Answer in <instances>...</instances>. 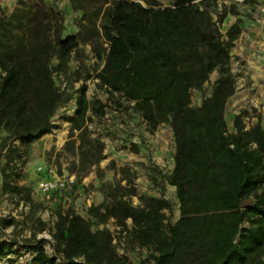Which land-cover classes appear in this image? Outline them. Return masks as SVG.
Wrapping results in <instances>:
<instances>
[{"label":"trees","instance_id":"obj_1","mask_svg":"<svg viewBox=\"0 0 264 264\" xmlns=\"http://www.w3.org/2000/svg\"><path fill=\"white\" fill-rule=\"evenodd\" d=\"M85 1L71 0L90 27L81 20L78 35L64 37V14L45 0H22V8L0 17V135L27 145L48 134L56 112L72 97L59 88L53 60L67 72L82 45L103 38L108 48L96 51L102 64L97 88L118 107L134 103L150 130L169 125L173 131L175 167L166 180L176 188L180 218L166 223L171 203L164 197L145 198L136 207L118 194L92 206L90 217L99 224L113 219L121 233L147 248L142 264H264V129L236 123L230 134L225 118L235 92L232 50L241 22L223 33L215 18L218 0H174L169 7L156 0L147 7L137 0H101L88 18ZM83 32H91V39ZM214 73L219 76L210 95L193 106V92ZM106 107L90 101L83 86L71 121V132H80V156L94 155L96 163L104 159L105 143L89 140L87 123L91 112L103 118ZM4 150L0 143V156ZM247 200L252 203L244 207ZM52 236L61 264L127 262L112 232L94 230L90 219L71 209L58 212ZM38 244V264H59L44 241Z\"/></svg>","mask_w":264,"mask_h":264},{"label":"rangeland","instance_id":"obj_2","mask_svg":"<svg viewBox=\"0 0 264 264\" xmlns=\"http://www.w3.org/2000/svg\"><path fill=\"white\" fill-rule=\"evenodd\" d=\"M20 1L22 0H0V17L10 15L16 11V8H22ZM137 1L146 7L153 2V0ZM156 1L162 7H169L174 0ZM45 4L64 14V37L78 35L81 20L89 27L84 12L73 9L71 0H45ZM84 4L88 18L94 16L102 1L86 0ZM217 4L218 7L214 9L215 18L221 21L220 28L224 33L226 32L225 20L229 16L237 18L235 23L237 21L242 23L245 19L252 20L254 14L257 13L258 5L264 4V0H247L243 4L234 3L232 0H218ZM99 24L98 19L97 25ZM83 34L87 38L91 37V32H83ZM94 42L93 45H82L79 51L73 54L67 72L57 70L58 61L56 58L53 60L54 75L59 88L67 96L72 97L56 112L53 118L54 127L48 134L27 145H23L20 139L7 138L5 133L0 135V143L5 149L3 155L0 156V264H38L35 261L38 242L45 240L46 236L52 235L58 212L69 209L83 218L90 219L94 230L105 228L112 232L119 256L127 260L124 264L147 262L150 251L135 244L126 234L121 233L113 219H110L106 224H99L89 215L91 207L96 205L88 206V203L85 202V205L79 206V203H76L81 194H91L96 190L93 178L102 181L99 190L105 197L104 202L108 196L118 194L137 207L142 205L145 198L164 197L171 203V210L166 211L168 218L166 223L174 224L180 218L176 191L168 190L167 185L160 180V177L155 179L154 172L146 171L148 180L144 183L133 182L129 185L123 182L122 179L128 177L125 172H121L117 178L107 180L104 169L100 167L104 159L96 163L97 158L94 155L89 154L82 157L79 154L82 142L79 136L80 132H71V121L76 116L78 92L83 86L86 87L90 101L99 100L107 106L103 118L93 115L92 112L89 113L92 118L87 123L89 140L100 139L106 144L107 132L114 125H125L124 121L131 120L138 126L142 125V117L132 109L134 103L123 102L122 106L118 107L114 101L108 99V94L105 91L98 89L97 85L95 86L96 75L102 67V64L96 59V51L105 54L108 44L103 38ZM218 76V73H214L202 90L193 92V106L201 105L203 99L210 95L212 85ZM234 76L236 79L235 74ZM236 123L240 124L235 120V126ZM169 128H171L169 125H162L159 129L168 130ZM172 142L173 148H175V140L173 139ZM10 150L15 151L10 152ZM8 152L10 157L6 159ZM103 156L105 158V154ZM40 166L52 167L60 176L74 175L77 185L73 191L63 192L58 196L44 195L38 187L41 175L37 170ZM251 203V200H247L243 204L244 207H248ZM247 226L246 222L244 227ZM44 246L47 255L53 257L55 254L53 244L47 241Z\"/></svg>","mask_w":264,"mask_h":264},{"label":"crops","instance_id":"obj_3","mask_svg":"<svg viewBox=\"0 0 264 264\" xmlns=\"http://www.w3.org/2000/svg\"><path fill=\"white\" fill-rule=\"evenodd\" d=\"M236 20L237 18L231 16L225 20L226 32ZM241 29V36L232 50V72L236 75L235 92L228 101L225 112L230 134L237 132L235 120L246 130L257 124H261L264 129V4L258 5L257 13L252 20L245 19L241 23ZM141 121L140 126L131 120L124 121L125 125H114L107 132L105 158L100 167L104 169L107 180L117 178L121 172H125L128 177L122 181L129 185L133 182L144 183L148 180L146 171H152L156 175L155 179L160 177L168 190L176 191V188L170 186L166 180L175 167L176 145L173 148V131L171 128L159 129L161 126L152 131L143 118ZM101 182L93 178L96 190L91 193L92 195L81 194L76 203H79V206L85 205V202L88 206L103 204L105 197L99 190ZM61 194L56 193L52 196ZM128 226L132 228L131 220L128 221Z\"/></svg>","mask_w":264,"mask_h":264},{"label":"built area","instance_id":"obj_4","mask_svg":"<svg viewBox=\"0 0 264 264\" xmlns=\"http://www.w3.org/2000/svg\"><path fill=\"white\" fill-rule=\"evenodd\" d=\"M232 1L234 3L243 4L247 0H232ZM95 83H96L95 84L96 86L98 83L97 79L95 80ZM115 111H116V108H115ZM37 171L41 175L38 181L39 190L46 196L50 197L56 193L72 191V189L76 185V177L74 175L60 176L54 168H49L46 166L38 167ZM46 240L52 243L54 247L55 240L52 235L46 236L45 240H43L44 243L47 242ZM54 256H56V254H54ZM56 257H57L56 258L57 263L61 264L63 261L62 256H56Z\"/></svg>","mask_w":264,"mask_h":264}]
</instances>
